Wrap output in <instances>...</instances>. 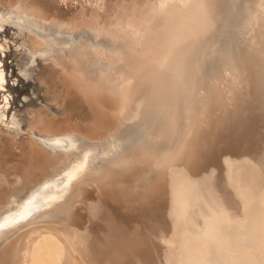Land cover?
<instances>
[{"label": "bare ground", "instance_id": "6f19581e", "mask_svg": "<svg viewBox=\"0 0 264 264\" xmlns=\"http://www.w3.org/2000/svg\"><path fill=\"white\" fill-rule=\"evenodd\" d=\"M10 16L83 38L42 67L30 137L0 129V238L26 227L0 264H264V0H0Z\"/></svg>", "mask_w": 264, "mask_h": 264}, {"label": "rangeland", "instance_id": "374dc122", "mask_svg": "<svg viewBox=\"0 0 264 264\" xmlns=\"http://www.w3.org/2000/svg\"><path fill=\"white\" fill-rule=\"evenodd\" d=\"M23 19L19 16H10L3 19L0 25V69L5 76L4 87L0 96H6L7 98L6 108L2 110L3 113L1 112L2 116H0V129L5 133L17 135L16 137L21 139L30 137L26 127L27 113L31 110L38 111L43 108H52L50 99L38 80L42 67L48 64V60L52 56L62 51L66 53L75 49L83 38V36L77 34L66 35L44 29ZM30 33L51 39L54 42L53 46L47 51H43L44 54L40 52L33 55L28 50L29 41L27 36L31 35ZM2 80L3 76L1 74L0 82ZM51 110L53 111V109ZM61 119V117L57 119L56 124L58 126H61ZM57 125L56 127H58ZM41 142L49 150L55 148L51 143ZM65 148L62 147L60 150H65ZM22 227L14 229L12 231L14 235L12 236H10L11 232L4 233L0 238V246L4 241L26 229V227Z\"/></svg>", "mask_w": 264, "mask_h": 264}, {"label": "flooded vegetation", "instance_id": "af4514ba", "mask_svg": "<svg viewBox=\"0 0 264 264\" xmlns=\"http://www.w3.org/2000/svg\"><path fill=\"white\" fill-rule=\"evenodd\" d=\"M1 74L3 76V80H2V82H0V94H1V90L4 87V82H5V76L3 75V72L0 69V77H1ZM5 100H7L6 96H0V106H4V107L6 106Z\"/></svg>", "mask_w": 264, "mask_h": 264}]
</instances>
